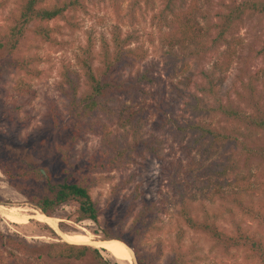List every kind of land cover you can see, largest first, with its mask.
Here are the masks:
<instances>
[{
    "label": "trees",
    "instance_id": "obj_1",
    "mask_svg": "<svg viewBox=\"0 0 264 264\" xmlns=\"http://www.w3.org/2000/svg\"><path fill=\"white\" fill-rule=\"evenodd\" d=\"M96 1H14L6 23L0 27V79L8 80L11 74L27 79L39 78L41 71L37 66L42 60L35 49L57 45L56 34L61 32V27L56 23L72 26L75 15L87 14L90 5ZM141 1L109 0L116 19L109 29V39L101 37L95 52L96 42L88 36L86 43L78 46L73 59L62 62L58 71L56 91L60 105L50 103L46 116L52 126L65 136L64 143L55 149L60 160L72 168L71 159L76 154L77 144L87 136L100 137L97 149L77 173L55 181L47 168L33 161L0 157V173L8 185L46 217H50L58 207L72 202L77 204L79 221L97 223L103 214L92 197V189L100 180L97 176L123 172L146 156L164 160L158 138L145 132L150 116L158 111L153 105L154 99L165 106L160 99L161 93L154 91L161 78L155 65L144 64L148 50L138 35L123 29L126 15L133 18L135 11L142 8ZM99 2L102 4L106 0ZM124 3L129 4L127 11L122 10ZM4 8H8L7 4L0 2V10ZM249 17L264 19V0H229L228 3L219 0L214 12L202 9L200 0H161L152 21L162 36L164 55L173 64L178 61L185 64L216 56L222 48H229V55H232L231 38ZM255 45L259 47L250 48V63L264 56V39H257ZM185 68L178 69L182 71ZM223 70L221 65L214 63L209 72H201L207 82L203 88L207 94L215 96L218 85L215 79ZM257 77L258 73L255 77L247 75L246 81L240 79V89L234 90L245 109L237 107L229 99L224 104L218 99L216 109H205L220 113L231 128L224 129L201 120H185L182 124L173 120L172 125L187 141V166L180 162L163 166V174L172 190L177 215L183 226L204 235L210 251L229 256L234 260L232 264H264V205L253 201L251 184L248 186L247 178L241 176L242 170L250 174V158L257 156L264 162V100L257 89ZM17 81L12 87L13 92L29 96L27 101L17 104L18 99L10 97L11 102L8 103L6 91L1 90L0 95V125H7L9 132L13 133L20 126L16 121L24 111V104L35 98L22 79ZM254 135L260 139L251 142ZM226 148L232 152L224 157L221 152ZM193 153H197V161L192 157ZM190 176L200 181L195 191V187L189 186ZM129 185L130 179L117 185L113 189L114 198ZM225 187L232 191H225ZM233 188L237 191L233 192ZM140 197L137 186L129 195L122 196L120 207L131 222L115 240L131 250L138 264H197L192 251L184 247V235L168 241L164 247L159 243L155 252L140 251L144 238L157 230L155 216L159 211L152 201L139 206ZM203 201L217 204L227 213L241 209L242 214L256 221V230H244L234 221L233 230H225L218 217L209 214ZM195 202L201 204L200 217L194 212ZM239 256L241 261L237 262ZM0 264L112 263L99 249L87 245L58 242L28 247L0 233Z\"/></svg>",
    "mask_w": 264,
    "mask_h": 264
},
{
    "label": "rangeland",
    "instance_id": "obj_2",
    "mask_svg": "<svg viewBox=\"0 0 264 264\" xmlns=\"http://www.w3.org/2000/svg\"><path fill=\"white\" fill-rule=\"evenodd\" d=\"M14 1L16 0H0L2 4L6 3L8 7L0 10V27L6 23V17L9 15V10L13 7ZM160 1L147 0L146 2V0H142V12L141 9L135 11L133 18L130 14L129 16L126 15L127 21L123 24V29L138 35L148 50L144 64L155 65L157 74L161 78L160 85L155 87L154 91L161 93L160 99L164 101L165 106L162 107L161 101L157 103V98L154 99L153 105L158 108V111L150 116L145 132L158 138L161 156L164 160L158 161L153 157L146 156L123 172L97 176L100 180L98 185L92 189V197L103 210V214L97 223L90 220L79 221L77 204L72 202L58 207L48 217L50 219H47V223L37 221L41 215L40 211L30 206L19 193L8 185L4 175L0 173V233L5 237L21 242L28 247L63 242V236L66 234H88L91 238L90 242L93 240H115L121 236V232L125 231L131 222L120 207L122 196L129 195L137 186L141 195L138 205L141 206L152 201L159 208L155 216L157 230L144 238L140 243V251L155 252L159 243L164 247L168 241H175L178 236L184 235V247L188 251H192V257L197 258V264L233 263L234 260L230 259L229 256L226 257L210 251L209 243L204 235L192 232L183 226L177 215L172 190L163 174V166L178 162L182 166H187L185 156L187 141L172 125L173 120L179 124L185 123V120H201L220 125L224 129L231 128L230 123H227L220 113L205 109L210 107L216 109L218 99L222 104L226 103V99H229L237 107L245 109V105L238 101L234 90L240 89V79L246 81L247 75L255 77L256 73L259 75L256 78L257 89L264 100V56L251 63L248 61L251 53L250 48L258 49L259 46L255 45L257 39H264V19L249 17L244 20L235 36L231 38L232 55H229L231 52L229 48H222L221 53L216 56L187 61L184 62L185 64L179 61L173 64L164 55L165 48L162 44V36L152 21ZM225 2L228 3L229 0H225ZM218 4L219 0H200V7L210 9L212 12L216 10ZM128 6L129 4L124 3L121 5L122 10L127 11ZM115 23V13L109 5V0L102 4L97 0L90 5L87 14L75 15L72 26L64 22L56 23L61 27V32L56 34L57 45H43L35 49L34 52L42 60L41 64L37 66L41 71L39 78L27 79L25 76L18 77L11 74L8 76V80L0 79V95L1 90H5L8 95V103L11 102L10 97L18 99L17 104H21L29 98V96H20L13 92L12 87L16 82L18 83V79H22L27 84L25 86H28V89L35 94V98L30 103L24 104V111L16 121V125L20 126L16 127L14 133L9 132L7 125H0V157L11 156L18 160L33 161L36 165L47 168L55 181L76 174V171L84 165L93 151L97 149L100 137L87 136L80 141L75 147L76 154L71 159L73 167L69 168L55 152L56 146L64 143L65 136L52 126L46 115H48L50 103L60 105L56 86L59 82L58 71L62 62H70L78 46L84 45L88 36H91L92 40L96 42L95 52H97L99 39L101 37L109 39V29ZM200 23L203 22L200 21ZM214 63L221 65L224 70L223 73L216 76L215 81L218 85L215 89V96H211L203 90L207 82L202 78L201 72H209ZM182 66L186 67L185 70L183 69L184 71L178 69ZM3 82L5 83L2 85ZM26 116L28 117L27 120H21ZM258 139L260 137L254 135L250 141L253 142ZM237 151H240V148ZM231 152L232 150L229 152L227 148L222 149L221 155L227 157L231 155ZM192 157L197 161V153H193ZM207 165L208 162L205 163V166ZM240 165L242 166V162ZM248 168L250 174L247 175L246 171L242 170L241 176L247 178L248 186L251 184L253 201L255 203L261 202L264 205V162L257 156L252 157L249 159ZM127 179H130V185L120 191L117 198H114L113 189ZM188 180L189 186L195 187L194 191L200 186V181L196 180L195 177L190 176ZM225 188V191H232L231 188ZM236 191L235 188L233 192ZM203 203L210 215L218 217L221 227L225 230H233V221L249 232L256 230V221L250 216L242 214L241 209L227 213L219 209L217 204L214 205L208 201H203ZM254 206L256 208L257 204ZM10 211H13L14 214ZM34 211L37 212L36 215L33 213ZM194 212L196 215L198 214L197 216H201L200 202H195ZM85 245L89 246V244ZM99 250L112 264H138L135 257H133L134 259L131 257V262H127L123 259H116L103 249ZM236 260L237 262L241 261L240 256Z\"/></svg>",
    "mask_w": 264,
    "mask_h": 264
},
{
    "label": "bare ground",
    "instance_id": "obj_3",
    "mask_svg": "<svg viewBox=\"0 0 264 264\" xmlns=\"http://www.w3.org/2000/svg\"><path fill=\"white\" fill-rule=\"evenodd\" d=\"M6 211H8V210H6ZM10 213L14 214L13 211H10ZM33 213L35 215L37 214L36 211H34ZM37 216H39V215H37ZM11 219H12V217H11ZM13 219H15V218H13ZM47 219H48L47 217H45V216L42 217L40 215L37 218V221L47 223L48 222ZM63 238H64V241H66L68 243H72V244H81V245L90 244L95 248L103 249L109 255L116 257V259L119 258V259L126 260L127 262H131V255H130L131 251L123 243H121L119 241L114 240V241H110V242H102V241H94L93 240V242H90L91 238H89L88 234L87 235L86 234L85 235H78V234L67 235L66 234L65 236H63ZM132 259H134V258L132 257Z\"/></svg>",
    "mask_w": 264,
    "mask_h": 264
},
{
    "label": "water",
    "instance_id": "obj_4",
    "mask_svg": "<svg viewBox=\"0 0 264 264\" xmlns=\"http://www.w3.org/2000/svg\"><path fill=\"white\" fill-rule=\"evenodd\" d=\"M41 215H42V214H41ZM42 217H44V215H42ZM45 217H46V216H45ZM47 218H48V217H47ZM48 219H50V218H48ZM110 241H114V240H111V239H110V240H102V242H110ZM63 242H66V241L63 240ZM89 246H92V245L89 244ZM94 248H95V247H94ZM128 249H129V248H128ZM129 250H130V249H129ZM130 251H131V250H130ZM130 253H131V254H130L131 257H133L132 252H130Z\"/></svg>",
    "mask_w": 264,
    "mask_h": 264
}]
</instances>
